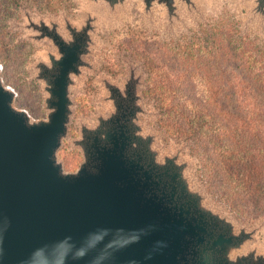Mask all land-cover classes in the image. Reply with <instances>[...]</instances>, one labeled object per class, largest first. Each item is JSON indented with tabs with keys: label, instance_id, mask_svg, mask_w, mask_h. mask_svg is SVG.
Segmentation results:
<instances>
[{
	"label": "water",
	"instance_id": "obj_1",
	"mask_svg": "<svg viewBox=\"0 0 264 264\" xmlns=\"http://www.w3.org/2000/svg\"><path fill=\"white\" fill-rule=\"evenodd\" d=\"M78 1L80 21L25 16L27 38L47 44L32 65L45 118L14 105L0 68V264H264L260 227L238 223L209 195L241 219L264 213L240 216L210 191L207 162L191 137L172 127L168 103L162 123L189 142L208 193L184 147L160 145V134L140 118L142 76L135 69L101 79L107 112L92 124L81 121L77 169L66 171L58 157L72 116L70 87L95 66L85 57H95L102 26L137 16L172 31L217 0ZM234 4L264 28V0Z\"/></svg>",
	"mask_w": 264,
	"mask_h": 264
},
{
	"label": "rangeland",
	"instance_id": "obj_2",
	"mask_svg": "<svg viewBox=\"0 0 264 264\" xmlns=\"http://www.w3.org/2000/svg\"><path fill=\"white\" fill-rule=\"evenodd\" d=\"M80 6L78 0H0L2 80L15 92L14 105L26 110L33 119L46 117L44 93L40 82L33 79L32 65L47 44L33 43L27 38L25 16L28 14L34 20L60 21L67 17L80 21L83 18ZM122 19L102 26L97 32L95 57H85L95 66L85 69L81 82L75 80L70 87L72 116L58 157L66 171L77 169L82 156L74 140L79 137L81 121L92 124L100 111L107 112L101 101L104 94L101 79L125 76L135 69L142 76L138 89L142 96L143 124L160 134L163 148L171 150L174 143L184 147L185 155L194 160L193 172L198 182L207 192L199 179V162L190 152L189 142L171 136L170 133L176 134L175 130L162 123L165 119L162 113L167 112L165 104H170L173 120L186 122L192 117L186 115L178 101L186 102L187 110H197L196 104L205 103L207 110L222 112L223 116L233 112L244 114L237 102L263 101L264 28L259 21H251L246 9L235 6L234 0H217L213 9L204 7L200 16L172 31L137 16ZM176 88L180 90L177 92ZM209 197L215 207L228 212L238 223L248 228L259 226L257 235L264 244L263 214L241 219Z\"/></svg>",
	"mask_w": 264,
	"mask_h": 264
},
{
	"label": "trees",
	"instance_id": "obj_3",
	"mask_svg": "<svg viewBox=\"0 0 264 264\" xmlns=\"http://www.w3.org/2000/svg\"><path fill=\"white\" fill-rule=\"evenodd\" d=\"M177 104L192 118H172V127L189 135L208 162L203 172L210 191L240 216L264 213V101L237 102L244 114L227 116L205 103L196 104L197 110Z\"/></svg>",
	"mask_w": 264,
	"mask_h": 264
}]
</instances>
